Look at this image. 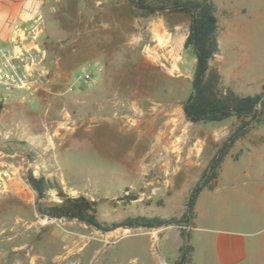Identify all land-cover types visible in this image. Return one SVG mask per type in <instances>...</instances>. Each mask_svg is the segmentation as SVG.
Returning <instances> with one entry per match:
<instances>
[{
    "label": "rangeland",
    "instance_id": "1",
    "mask_svg": "<svg viewBox=\"0 0 264 264\" xmlns=\"http://www.w3.org/2000/svg\"><path fill=\"white\" fill-rule=\"evenodd\" d=\"M215 1L212 66L238 93L261 92L264 0ZM189 24L187 14L145 13L128 0H0V41L37 54L52 87L0 101V264H169L162 255L184 242L163 226L102 230L47 216L39 205L60 197L54 189L38 199L30 171L98 201L103 221L171 217L186 210L226 142L234 141L227 155L264 147V105L244 118L187 119L196 65L184 45ZM84 66L92 85L81 81ZM128 193L137 199L123 201Z\"/></svg>",
    "mask_w": 264,
    "mask_h": 264
},
{
    "label": "trees",
    "instance_id": "2",
    "mask_svg": "<svg viewBox=\"0 0 264 264\" xmlns=\"http://www.w3.org/2000/svg\"><path fill=\"white\" fill-rule=\"evenodd\" d=\"M138 10L150 14H187L190 17L189 32L185 48H191L196 65L192 79V91L184 102L185 115L192 122H222L231 117L244 118L257 115L259 105H264V84L261 92L238 93L224 83L220 71L213 67L211 60L219 52L217 31L220 23V8L215 0H128ZM1 106V104H0ZM262 113V112H261ZM247 123L244 124V126ZM233 137V136H232ZM234 141L226 142L224 150L216 155L203 172L200 182L192 191L186 210L179 216L149 214L129 215L123 220L103 221L98 217V201L85 195L71 196L54 178L37 176L30 171L28 180L37 191L38 199H44L48 192L56 189L60 201L39 205V210L53 218L77 219L102 230L118 227H160L178 225L184 243L180 247L181 256L177 264H192L194 247L187 244V238L195 227L196 201L203 187L214 188L220 174L222 162ZM235 159L238 155L234 156ZM123 201L137 199L132 193L124 194ZM190 227V228H188Z\"/></svg>",
    "mask_w": 264,
    "mask_h": 264
},
{
    "label": "crops",
    "instance_id": "3",
    "mask_svg": "<svg viewBox=\"0 0 264 264\" xmlns=\"http://www.w3.org/2000/svg\"><path fill=\"white\" fill-rule=\"evenodd\" d=\"M216 182L197 197L192 264H264V147L228 154ZM163 227L181 236L178 225ZM183 243L162 257L177 264Z\"/></svg>",
    "mask_w": 264,
    "mask_h": 264
},
{
    "label": "built area",
    "instance_id": "4",
    "mask_svg": "<svg viewBox=\"0 0 264 264\" xmlns=\"http://www.w3.org/2000/svg\"><path fill=\"white\" fill-rule=\"evenodd\" d=\"M37 57V54L18 45H5L0 41V101L14 90L52 89ZM94 80L89 67H82L81 81L92 85Z\"/></svg>",
    "mask_w": 264,
    "mask_h": 264
},
{
    "label": "bare ground",
    "instance_id": "5",
    "mask_svg": "<svg viewBox=\"0 0 264 264\" xmlns=\"http://www.w3.org/2000/svg\"><path fill=\"white\" fill-rule=\"evenodd\" d=\"M168 122H169V121H168ZM167 129H168V128H167ZM175 129H176V128H175ZM185 132H186V131H185ZM161 135H162V133H161ZM166 135H167V134H166ZM162 136H163V135H162ZM168 136H169V135H168ZM166 137H167V136H166ZM166 137H165V138H166ZM183 138H184V136H183ZM161 139H162V138H161ZM172 139H173V138H172ZM181 139H182V138H181ZM182 140H183V139H182ZM165 141H166V140H165ZM168 142H169V140H168ZM179 144H180V141H179L178 139H176V140L173 139V140L171 141V144H170L171 146H170V147L172 148V146H173V147L178 148ZM181 144H182V143H181Z\"/></svg>",
    "mask_w": 264,
    "mask_h": 264
},
{
    "label": "water",
    "instance_id": "6",
    "mask_svg": "<svg viewBox=\"0 0 264 264\" xmlns=\"http://www.w3.org/2000/svg\"><path fill=\"white\" fill-rule=\"evenodd\" d=\"M222 151H223V150H222ZM222 151H221V152H222Z\"/></svg>",
    "mask_w": 264,
    "mask_h": 264
}]
</instances>
